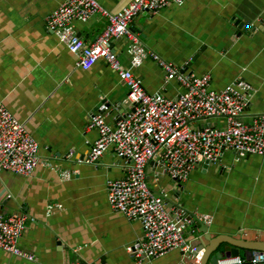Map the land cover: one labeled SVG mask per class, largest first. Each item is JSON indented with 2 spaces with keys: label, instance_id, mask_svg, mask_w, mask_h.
Here are the masks:
<instances>
[{
  "label": "crops",
  "instance_id": "crops-1",
  "mask_svg": "<svg viewBox=\"0 0 264 264\" xmlns=\"http://www.w3.org/2000/svg\"><path fill=\"white\" fill-rule=\"evenodd\" d=\"M64 1L0 0V98L38 141L40 158L58 166L38 164L28 175L0 170V200H6L0 211H23L34 219L19 245L35 257L0 249V264H67L76 258L92 264H198L181 248L142 263L127 251L144 230L140 221L111 208L107 191L109 180L125 175V162L112 149L96 163L83 159L99 136L97 128L88 126L92 112L102 101L110 104L107 121L115 123L132 109L126 101L129 87L103 58L88 70L78 67L77 56L46 28L47 16ZM100 1L112 11L132 2ZM263 21L264 0H186L155 14L141 13L132 26L161 57L188 71L211 74L216 90L237 77L246 79L255 89L246 110L249 120L264 114ZM107 22L96 15L74 23L90 42ZM113 46L148 92L173 98L183 91L177 81L165 80L153 59L133 67L126 38ZM66 169L74 173L70 179L61 175ZM148 179L154 191L165 192L186 211L211 215L213 236L264 242V155L237 158L228 151L218 163L197 165L181 185L155 167L149 168ZM50 204L60 206L49 212ZM185 236L191 246L203 233L193 225Z\"/></svg>",
  "mask_w": 264,
  "mask_h": 264
},
{
  "label": "built area",
  "instance_id": "built-area-1",
  "mask_svg": "<svg viewBox=\"0 0 264 264\" xmlns=\"http://www.w3.org/2000/svg\"><path fill=\"white\" fill-rule=\"evenodd\" d=\"M186 0H132L118 11L106 8L100 0H65L46 18V28L54 33L77 56L78 67L88 70L101 58L118 72L128 85L126 99L131 111L107 121V109L99 106L92 112L90 128L99 130L83 160L96 163L112 149L125 162V175L107 183L108 200L113 210L129 220L140 221L143 237L127 246L137 263L154 259L181 248L188 251L185 233L197 222L209 225L213 217L188 212L180 206H168L165 192H156L149 184V168H159L177 184H182L199 164L218 163L232 151L237 158L250 154L264 155V114L246 120V110L255 89L246 79L237 77L220 90L212 87L209 73L197 74L161 57L149 49L140 31L133 28L134 19L141 13L155 14ZM101 15L107 26L96 39L86 42L78 33L75 21ZM128 40V55L133 67L153 59L163 70L166 81L175 80L183 88L176 97L161 92L150 93L142 79L125 67L114 50L118 39ZM212 120H215L214 122ZM58 166L39 156V143L0 98V170L31 174L36 166ZM73 171L62 170L65 179ZM58 204H50V212ZM23 212L5 214L0 211V249L28 260L35 257L19 245L29 220ZM201 254L194 258L200 262ZM67 264H92L76 258ZM178 264H188L181 261ZM218 264H264V251L253 250L251 259L244 256H223Z\"/></svg>",
  "mask_w": 264,
  "mask_h": 264
},
{
  "label": "water",
  "instance_id": "water-1",
  "mask_svg": "<svg viewBox=\"0 0 264 264\" xmlns=\"http://www.w3.org/2000/svg\"><path fill=\"white\" fill-rule=\"evenodd\" d=\"M239 21V20H238ZM238 24L240 23L237 22ZM264 23V21H263ZM242 26L239 25V28ZM187 70V67L184 68ZM105 102H101L99 106H102L104 110L106 108L110 107V104L104 105ZM98 106V107H99ZM211 164L210 162L206 161L204 163V166H208ZM180 195V193L177 194L176 198ZM1 199V197H0ZM167 199V198H166ZM168 206H180L183 207V205L177 204L173 202L170 199H167ZM6 202V200L2 199L0 200V203ZM197 225L200 226V232L203 233V236H200L198 238V242L195 244H192L188 251H184L183 254L186 257H194L199 253L201 254L200 262L198 264H218V260L223 256H237L241 255L244 256L247 259H251V254L253 250H259L264 251V242L259 241H248L246 239H239L234 238L229 235L221 234L217 236H213L212 233L209 231V226L204 224L203 222H197ZM207 241V242H206ZM223 243L230 244V247L222 248L221 245ZM232 246V247H231Z\"/></svg>",
  "mask_w": 264,
  "mask_h": 264
}]
</instances>
